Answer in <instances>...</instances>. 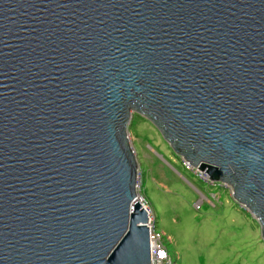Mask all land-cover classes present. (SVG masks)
Returning <instances> with one entry per match:
<instances>
[{
  "label": "water",
  "instance_id": "95a60500",
  "mask_svg": "<svg viewBox=\"0 0 264 264\" xmlns=\"http://www.w3.org/2000/svg\"><path fill=\"white\" fill-rule=\"evenodd\" d=\"M132 111L264 241V0H0V264H151Z\"/></svg>",
  "mask_w": 264,
  "mask_h": 264
},
{
  "label": "rangeland",
  "instance_id": "374dc122",
  "mask_svg": "<svg viewBox=\"0 0 264 264\" xmlns=\"http://www.w3.org/2000/svg\"><path fill=\"white\" fill-rule=\"evenodd\" d=\"M127 131L139 165L138 201L176 264H264L260 225L229 185L188 166L134 111Z\"/></svg>",
  "mask_w": 264,
  "mask_h": 264
},
{
  "label": "built area",
  "instance_id": "2783aa9c",
  "mask_svg": "<svg viewBox=\"0 0 264 264\" xmlns=\"http://www.w3.org/2000/svg\"><path fill=\"white\" fill-rule=\"evenodd\" d=\"M136 188H137V184H136ZM138 197L139 196L137 193V199H138ZM141 204L145 208V210L148 212V216H149L148 226L150 229L151 264H176L175 260H173L172 257L170 256V253L167 249V246L163 242L161 235L158 232H155V230L153 229V227L150 224V221H151L150 212H151V210L148 209L145 202H141ZM161 253H163V255H161Z\"/></svg>",
  "mask_w": 264,
  "mask_h": 264
},
{
  "label": "clouds",
  "instance_id": "9594fccd",
  "mask_svg": "<svg viewBox=\"0 0 264 264\" xmlns=\"http://www.w3.org/2000/svg\"><path fill=\"white\" fill-rule=\"evenodd\" d=\"M256 159L258 160V159H259V157H256Z\"/></svg>",
  "mask_w": 264,
  "mask_h": 264
},
{
  "label": "snow or ice",
  "instance_id": "6c2138e0",
  "mask_svg": "<svg viewBox=\"0 0 264 264\" xmlns=\"http://www.w3.org/2000/svg\"><path fill=\"white\" fill-rule=\"evenodd\" d=\"M161 255H163V253H161Z\"/></svg>",
  "mask_w": 264,
  "mask_h": 264
}]
</instances>
